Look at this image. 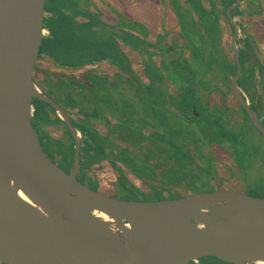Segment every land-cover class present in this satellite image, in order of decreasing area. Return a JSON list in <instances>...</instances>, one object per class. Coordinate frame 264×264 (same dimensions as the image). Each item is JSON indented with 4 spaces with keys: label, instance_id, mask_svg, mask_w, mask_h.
Wrapping results in <instances>:
<instances>
[{
    "label": "water",
    "instance_id": "95a60500",
    "mask_svg": "<svg viewBox=\"0 0 264 264\" xmlns=\"http://www.w3.org/2000/svg\"><path fill=\"white\" fill-rule=\"evenodd\" d=\"M201 2L203 11L211 13L205 22L212 28L202 30L200 38L208 42L210 37L217 39L224 16L234 31L228 49L236 65L229 85H204L225 86L264 138V127L237 84L241 73L237 39L243 31L231 11L242 7L241 0H234L224 12L220 4L216 5L220 0L207 6ZM44 3L0 0V263L196 264L205 257L228 264L264 263L263 199L214 189L174 199L127 200L77 180L80 133L63 107L33 80L42 41ZM180 23H175L177 31L171 30L170 40L172 44L175 37L180 42L175 40L171 46H176L183 60H193L186 56L194 49L195 38L187 39L190 43L186 45ZM169 55L174 59L175 51ZM145 59L147 63L152 60ZM217 64L214 67L219 70ZM222 78L227 80L224 73ZM170 80L168 89H177L171 87L175 81ZM171 94L176 95V90ZM33 99L50 105L69 131L73 157L68 173L41 148L31 125ZM176 109L186 117L183 109Z\"/></svg>",
    "mask_w": 264,
    "mask_h": 264
},
{
    "label": "rangeland",
    "instance_id": "374dc122",
    "mask_svg": "<svg viewBox=\"0 0 264 264\" xmlns=\"http://www.w3.org/2000/svg\"><path fill=\"white\" fill-rule=\"evenodd\" d=\"M201 1H204V4L207 6L208 0H186L189 7L184 6L182 9L180 8V26L185 44L188 45L190 43L188 40L194 38L198 42V45L195 46L198 58V60L195 59L196 62L189 59L186 61L185 59L183 60L180 56V52L178 51L175 52V58L170 59L169 52L164 49L162 62L157 61V63L152 60V62L147 63L146 60L148 59H145L146 56L143 57L146 62H144V73L146 78H148L147 80L151 82L152 88H143L144 91L141 95L138 94V89H136L135 85H131L127 80L121 81L117 77V79H104V81L100 82V84L95 83L96 85L88 90L83 89L87 95L81 97L79 102L76 101L78 98L75 97L74 104L84 110L90 118H97V120L104 121L105 119H108L107 115H109L112 119H117L118 123L117 125H114L113 130H120L123 132L127 130V134L129 135L126 141L119 142L121 147H126V145L130 148L132 147L130 151L138 158H142L146 154L150 155L148 149L150 151L154 150L152 149V142L156 145L157 149H159V147L165 148L168 156L174 157L176 155L177 157L182 156V158H186L184 161L182 158L181 160L176 159V161L179 163H186L187 166L191 168V171L194 170L200 177L202 176L203 178H206L207 176L208 182L210 183L207 186H194L190 184V187H185L186 194L208 192L214 187L213 180L217 176L215 172H213V168L210 165L212 163V158L208 153L214 145L225 149L224 151L229 153L232 160L231 167L227 168V172L226 169L224 170L223 175L227 173L225 180L223 178L217 179V182L219 183V190L240 192L248 194L249 196H260L264 198V169L262 168V160H264V138L255 130L241 109L240 112L242 122L233 129H229L228 118L224 117L225 115L219 113L218 111L206 109V102L202 101L197 93L203 84H207L204 82V77L207 76V73L213 63H219L217 65L219 66L220 71L225 65L224 57L219 55V46L217 41L214 40L215 38L210 37L209 42L208 40L200 38L202 30L206 32V30L212 28L208 25V22H205L207 20V16H211V13L207 15V12L203 11ZM220 1L221 2H218L216 5L220 4L223 12L234 2V0H223L224 2L222 0ZM244 1L250 3L252 6L256 4L254 0ZM260 1L264 2V0ZM173 2L174 0L168 1L171 6ZM212 2L214 1H209V3ZM219 12H221L220 8ZM191 13L193 14L191 15ZM245 15L246 20L244 22V33L249 35L251 39L250 42L256 47L257 54L261 55L259 56L261 60H264V16L252 17L247 16V14ZM220 20L222 27L226 32V40L228 41L231 36L228 24L222 16ZM123 21L124 18L122 19V22ZM175 27L176 28L171 30L177 31V26L175 25ZM132 28L134 27L132 26ZM137 31L132 29L123 31L121 35H114L111 29L106 30L103 26L98 27L97 32H99V37L100 39H103L104 42L103 46L100 43L99 47L96 48V59L100 61L101 59H104V57H111L115 59L121 57L119 63H121L122 68H125L127 63L123 54L126 55V53L124 49H120V42L123 43L127 41L129 43L127 48L134 50V47L136 46L141 49L147 48L148 44L153 46L151 48H154L156 47V44H160L161 41H164V37L155 36V34L149 37L148 35H145L142 32L138 33ZM175 40H177L178 43L180 42V40L174 37L172 39V44L175 43ZM97 41L99 42V39ZM210 44H213L214 46V49L212 50L213 53L209 50L211 46ZM120 50L122 53L119 52ZM228 56L232 59L230 52L228 53ZM148 58L153 59V56L149 55ZM175 69L180 71L174 73L173 71ZM166 72L169 74L171 73L170 75L172 77L169 79H171L172 82L175 81L171 87H177V91L179 92L178 95H172L167 91L169 88V81L167 79ZM212 75L213 76L206 81L210 83L214 82V84H212L213 86L219 85L221 80L217 79L215 72ZM49 82L52 83L53 81L50 80ZM40 86L43 87V85ZM53 86H56V90L59 93L58 96H60L58 97L59 99H61V96L64 95L68 96V99L70 98L69 92H66L67 90L62 82L60 84L56 83ZM42 89L46 91V88L43 87ZM221 92L222 91L218 89L216 92L211 94V96H209V101L212 103H218L220 100L224 103L232 101L228 98V96H223ZM168 94L169 96H167ZM87 98L88 100L86 101ZM147 100H152L153 104H149ZM158 103L161 105L159 106ZM177 106L183 109L185 114L190 112V114H192L190 116H194V119L192 120L190 117L189 119H185V117H180L181 115H175L172 109H176ZM190 106L195 108V110L192 108L189 109ZM46 109L49 108L45 103L37 100L33 101L34 113L32 115V122L37 129H39L41 125L49 122L45 113ZM196 113L199 117L195 115ZM113 115H115V117H113ZM107 121L110 123L109 119ZM86 129L89 133L88 139H92L94 141V147H96L95 153H97V155L95 154L96 157H91V160L97 161V159L101 158L99 150L100 147H103L102 143L104 142H102L99 137H96L93 131H90L89 125L86 126ZM148 136L152 142L145 143V146H130L131 143L129 141L134 139H143ZM43 138V145L47 150V148L51 146L49 142L50 139L45 133L42 135V139ZM108 144L110 145V142H107V146ZM86 146L88 145H86L83 140L80 147V180L89 188L99 192H105L110 196L120 199L152 201L155 199L158 200V198L161 199L171 197L159 192L153 193L152 195L141 194L138 197L133 191L124 190L120 185V191H117V175L115 171L110 169L107 161L102 163V166L100 167H96L95 169L92 168L93 170L90 169L88 171L90 178H87L88 176L85 173V169L88 167L90 161H84L82 158V155L87 153L88 149ZM54 147L60 153L64 152V155L68 154L71 157L73 148L71 145L63 148L61 144L56 142L54 143ZM189 147L190 149L197 151H206L207 155L205 161L207 164V170L206 168H197L193 163H190L192 158ZM117 152L119 155V161L123 162V164L127 166L129 172L138 179L141 178V180H149L150 182L144 183H148L150 186H162L164 183H176L178 178L182 176L177 171L178 169H176V171L171 169L161 173L164 168H167V162L163 164L162 167H156L154 174L146 163L136 159L128 151L123 149L120 150L118 148ZM155 161H157V158L154 156H151L148 159V163L150 164ZM259 161L261 162V165H258ZM66 166V168H68L69 164L66 163ZM181 170L184 171V169ZM182 178H186L185 175H183ZM120 181L122 182V179H120ZM94 182L97 184L98 188ZM138 187L144 191L147 189V187L140 182H138ZM204 261L207 264H222L217 260L209 258Z\"/></svg>",
    "mask_w": 264,
    "mask_h": 264
},
{
    "label": "crops",
    "instance_id": "0c3cea01",
    "mask_svg": "<svg viewBox=\"0 0 264 264\" xmlns=\"http://www.w3.org/2000/svg\"><path fill=\"white\" fill-rule=\"evenodd\" d=\"M168 1L107 0L110 7L116 9L125 17L126 23L123 31L135 29L136 31L138 30V33L142 32L149 37L153 34L164 37V41H161V45H157L156 48L147 47L142 49L144 52L147 50L154 51L159 62L163 61L162 54L164 49L167 52L177 50L176 46L174 48L171 46V29L176 28L175 23L177 21L180 22V8L189 7L186 0H174L172 6L171 4L169 5ZM209 1L218 2L219 0H208V3ZM101 2V0H45L42 41L36 70V77H38L40 85H43L46 90H50L48 83L52 79H56L65 85L66 92H69L70 98L68 99V96L64 95L61 96L60 101L64 107L70 110L71 118L78 124L77 126L82 133L87 136L89 133L86 126L88 125L94 135L97 132L105 133V129H103L97 118L88 117L84 110L74 104L75 97L78 98L76 101L79 102L81 97L87 95L84 90L91 88V81L98 74L96 48L99 47L100 43L103 46L104 40L100 39L99 32H97L100 26L96 17L97 10L104 12L109 21L112 18V15L108 10L104 9ZM98 39L99 42L97 41ZM123 43L120 42L119 47L121 50L124 49L126 53V71L124 72L120 67V57L116 59L104 57L106 62L99 65V68L100 66L105 68L111 74V77L116 75L117 77L125 78L131 85L136 86L138 94L141 95L144 91L143 88H152L151 82L147 80L148 78H146L144 73V55L141 56V52H138L135 47L134 50L128 49L129 43L127 41ZM180 49L182 48L180 47ZM222 50L228 56L223 44ZM228 59H230L229 56ZM147 101L149 104H153L152 100ZM158 104L159 106L161 105L160 103ZM195 115L199 116L198 114ZM113 131V125L111 124L109 133L113 134ZM143 140L152 142L149 136L143 138ZM105 148V152L104 150L101 151V156L105 154L101 159L103 163L109 157L107 155L109 147L105 145ZM131 148L126 145V147L119 149L128 150L129 152ZM152 149H154V146ZM154 150L150 151L148 149L150 155L146 154V158L154 156ZM114 157L119 159L117 151ZM159 163L160 161L157 159L152 167H156ZM126 174L129 176L130 172H126ZM129 178L135 187L138 188L139 181L132 175Z\"/></svg>",
    "mask_w": 264,
    "mask_h": 264
},
{
    "label": "flooded vegetation",
    "instance_id": "af4514ba",
    "mask_svg": "<svg viewBox=\"0 0 264 264\" xmlns=\"http://www.w3.org/2000/svg\"><path fill=\"white\" fill-rule=\"evenodd\" d=\"M101 1H102L101 3L103 5L104 9L109 11V13L112 15L111 16L112 18L109 21L107 16H105L104 12H101V11L97 10L96 17H97L98 23L100 24V26H103V28L106 29V30L111 29L113 31L112 33L114 35H119V34L121 35L123 30H124L125 23H126L125 17L119 11H117L116 9H113L112 7H110V5L107 2V0H101ZM254 1L256 2V4H254L253 6L251 4H249L250 5L249 6L250 11H249V13H247V16H252V17L256 16L254 12H256V10L258 8L261 11L259 13L260 16H264V2L260 1V0H258V1L254 0ZM44 8H45V3H44ZM233 11H231V16L234 18L235 24L239 26V23H240L241 19H243L244 21L246 20V15H245V17L244 16L242 17L240 15H235L233 13ZM123 18H124V21L122 22ZM223 18L227 22V19L224 16H223ZM42 27H43V24H42ZM228 27H229V32H230V34L232 36L234 34L233 28L229 24H228ZM239 28H240V26H239ZM243 33H244V29H243ZM231 36H230V38H231ZM241 37H243L242 33H238L237 42H238V40ZM230 38H229L228 41L226 40V32H225V29H223V27L221 25L218 28V38L215 39V41H217V44L219 46V52H220L219 55H222L224 57V60H229V61L232 62V61H234L233 55L231 54L232 55V59L230 60V59H228V56L225 54V52L222 50V44H223L225 49H226V51H227V54L229 53L228 45H229ZM250 40H249V43H250L251 54H252L251 68H248L247 66H245L246 67V71H245L244 69L242 70V67H241V73H240V76H239V78L237 80V84L243 90V93H244L245 97H247L249 99V101L251 102L250 107L255 111V113L257 114V116H258V118L260 120V123L264 127V60L263 59L261 60V58L259 57L261 55L257 54L256 47L253 45V43L250 42ZM193 43H194V49L189 51L186 57H193V61H195V59H197L195 46L198 45V42H197L196 39H194ZM217 44H214V45H217ZM226 44H227V46H226ZM157 45L158 44H156V46ZM210 45L211 46H210L209 50H210V52L213 53L212 50L214 49V46H213V44H210ZM147 47H153V46H150L148 44ZM237 47H238V44H237ZM154 48H156V47H154ZM238 51H239V48H238ZM119 52L122 53L121 50ZM145 53H146V55H145L146 58H148L149 54H151V56H153L152 60L157 62V54H155L154 51L152 52V51H148L147 50ZM39 55H40V51H39ZM140 55L142 56V54H140ZM239 55H240V53H239ZM123 56L125 57L124 54H123ZM120 59H121V57H120ZM38 60H39V57H38ZM38 60H37V63H38ZM152 60H151V62H152ZM104 62H106L105 59H101L100 61L99 60L96 61V63H98V66H97L98 74L91 81V85H92L91 88L94 87V85H96L97 83L100 84V82H103L104 79H114V78L117 79L116 75H113V77H111V74L105 68H103L101 66L99 68V65H101ZM37 63H36L34 74H33V80H34L35 84L39 87V89L41 91H43L45 94H47L49 97H51V99H53L58 105L63 107V109L67 112V114L69 116L70 122L79 131L80 136H81V142H82L83 140H85V138H86L85 136L86 135L83 134L82 131L78 128V126H77L78 124L75 122V120L71 118L70 110L62 105L60 99L58 98V92L56 90V86H53L56 83L60 84V82H58V80H56V79H52L51 81H53V82L52 83L51 82L48 83L49 87H50V90L44 91L41 88V86H40L39 79H37V77H36ZM126 66H127V64H126ZM240 66H241V64H240ZM120 67L122 68L121 63H120ZM126 68L127 67L122 68L124 72L126 71L125 70ZM225 68L222 69L221 71L220 70H216L215 67H214V63H213V65L209 69V75L204 77V82H207L206 80L211 78L213 76L212 74L215 72L217 79L221 80L220 84L221 83H225V84L229 85L230 73H229L228 69H225ZM179 71L180 70H178V69L176 70L175 69L173 72L177 73ZM222 73H224L225 76H227V80H223ZM235 73H236V71H235ZM235 73H233V75ZM170 74L167 72V79L168 80H169V78L172 77ZM118 78L121 81H125L126 80L125 78H123L121 76L120 77L118 76ZM218 89H220L222 91L221 94L223 96H228V98L231 99L233 101V103H232V101L229 102V103H227V102L224 103L222 100H220L218 103L217 102L216 103L215 102L214 103L210 102L209 101V99H210L209 96H211V94L216 92ZM173 90H176V93H177L176 95L179 94V92L177 91L178 89H176V88H174L172 90L168 89V91L170 93H173ZM198 96H199V98L202 101L206 102V109L211 110V111H214V110L218 111L219 113L224 114L225 115L224 117L228 118L229 125L228 124L227 125H228L229 129H233L234 127H236L237 125H239L242 122L240 109L244 113L245 117L248 119L247 115L242 110L241 106L236 101L235 97L230 93V91L225 86L212 87V86H207V85L203 84L200 87L199 91H198ZM33 101H34V99H33ZM208 105H210V106H208ZM47 107L49 109H46L45 113L47 115V118L49 119L48 120L49 122L45 123L44 125H41L39 127V129H37L34 126L33 122H32V115H33V110H32L31 125L34 128V130L36 131L38 139H39V143L41 145V148L45 152L47 157L53 163H55L57 166H59L63 171L68 173L70 168H71L72 160L70 161V159H69L70 157H68V154L64 155V152L60 153L54 147V142L57 141L59 144H61V146L63 148H65V147H68L70 145L73 147V140H72V138H71V136L69 134V131L63 125L61 120L56 116L55 112L50 107V105H48ZM191 108L192 107L190 106L189 109H191ZM172 111L175 113V115H180V112L177 109L174 108V109H172ZM106 115H107V113H106ZM190 115H192V114H190V112L185 114V116H186L185 119H189V117H190L193 120L194 116H190ZM107 117L110 120V123H108V121H107L108 119L107 120L105 119L104 121L98 120L101 123L103 129H105V133L104 134L99 133V132L95 133L96 137H99L102 142L106 143V144L102 143L103 147L101 148L100 151L104 150V152H105L106 151L105 145H107V142H110V145L108 144V147H109L108 149L109 150L107 151V155L109 157H108L107 162H108V165H109L110 169H112L113 171L116 172V175H117L116 176L117 191L118 190L120 191L119 183H118V179L119 178L124 179L127 183L132 184L135 187V185L132 183V180L129 178V176H131L132 174L130 173L129 176L126 174V172H129V169L127 168V166H125L123 164V162L119 161V159L114 157L118 147L121 148L119 142L120 141H126L127 137L129 135L127 134V130L124 131V132L120 131V130H114L113 134H110L109 133V128H111V124L114 127V125H117L118 120L117 119H112V117H109V115H107ZM113 117H115V115H113ZM43 133H45L50 139L49 142H50L51 146H49L47 148V150L44 148V145H43V140H44V138L42 139ZM81 142H80V147H81ZM129 142L131 143L130 146H142V145L145 146V143H148L149 141H144L141 138L139 140L134 139V140L129 141ZM152 144H153L154 149H155L154 152H153L154 157L159 159V161H160V163L156 167L157 168L162 167L163 164H165L167 162V168H164L161 173H163V172H165L167 170H171V169H173L174 171H176V169H178L177 171L182 176L185 175L186 178H182V176H181V177L178 178V181L176 183H171V184L170 183H164V184H162V186L161 185L160 186H152V185L150 186L148 183L147 184L144 183V182H150L149 180H147V179L141 180V178L138 179V178H136V177H134L132 175L141 184L143 183V185H145L147 187V189L145 191L140 189L139 187L138 188L136 187L141 192V194L152 195L153 193L159 192V193L165 194L166 196H171V197H168V198L165 197V198H161V199L158 198V200L174 199V198H179V197H183V196L191 194V193H187V194L185 193V187H190L189 186L190 184H192L194 186H198V185L207 186L208 184H210L208 182L207 176H206V178H203L202 176L200 177L198 174L195 173L194 170L191 171V168H189V166H187L186 163H179V162L176 161V159H180L181 160L182 156L181 157H177L176 155L174 157L173 156H168L166 151H165V148H162V147L160 148L159 147V149H157L156 145L153 142H152ZM114 147H116L117 149L114 148ZM92 148L93 147H91V149ZM224 150L225 149L221 148L220 146H214L213 145L211 147V149L209 150V152H208L209 155H211V158H212V163L210 165L213 168V172H215V174L217 176L214 180L212 179L214 181L213 182L214 187L212 188L211 191H208V192H212L214 189L219 190V187H218L219 183L217 182L218 181L217 179L218 178H223L225 180V177L227 176V173L225 175H223L224 170L226 169V172H227V168L231 167V161H232L231 157H230L229 153H226V151H224ZM126 151H128V150H126ZM189 151H191V158H192L190 163H193L195 165V167H197V168L201 167V168H206V170H207V164H206V161H205V158H206V155H207L206 151H197V150L190 149V147H189ZM129 153L133 157H135L136 159L140 160L141 162L146 163L151 168L153 173L155 174V168L156 167L153 168L152 167L153 163H151V164L148 163V159L149 158H146V156L142 157V158H138L137 156H134V154L131 153L130 149H129ZM100 154H101V152H100ZM83 159L85 160L84 157H83ZM182 159L184 161L186 158H182ZM262 162H263L262 163V168L264 169V160H262ZM66 163L69 164L68 168H66L67 167ZM102 163H103V160H100V161H98L96 163H93L92 165L88 166L85 169V171H86L85 173L88 176L87 178H90L89 175H88V171L90 169L93 170L92 168L95 169L96 167L102 166ZM258 165H261L260 161H259ZM125 169H127V170H125ZM181 169H184V171H182ZM263 174H264V172H263ZM80 176H81V171L79 169V172L77 173L76 178H77V180L79 182L85 184L84 182H82L80 180ZM95 185L97 186L96 183H95ZM97 188H98V186H97ZM101 193L107 194L105 192H101ZM178 193H181V194H178ZM141 194L135 193V195L138 196V197ZM252 197L260 198V199L264 200V198H262L260 196L259 197L258 196H252ZM127 200H137V199H127ZM0 264H4V263H0ZM196 264H207V263L203 259H198L196 261Z\"/></svg>",
    "mask_w": 264,
    "mask_h": 264
},
{
    "label": "trees",
    "instance_id": "16d2710c",
    "mask_svg": "<svg viewBox=\"0 0 264 264\" xmlns=\"http://www.w3.org/2000/svg\"><path fill=\"white\" fill-rule=\"evenodd\" d=\"M249 4L250 3L242 0L241 1V6L242 7H240V9L239 8H236L233 11V13L235 15H242V14L249 13V11H250V9H249V6L250 5ZM260 12L261 11L258 8L256 10V12H254V13H255L256 16H260V14H259ZM244 22L245 21L243 19H241L240 20V23H239V26H240V28H241L242 31L245 28ZM242 36L243 37H241L238 40L237 44H238L239 53H240V55H239V61H240L242 70L244 69L246 71V67L245 66H247L248 68H251V64H252V62H251L252 54H251V47H250V43H249L250 37L246 33H243V32H242ZM224 61H225L224 68L226 67L225 69H228V71H229V73L231 75L233 73H235V71H236V65H235L234 61H232V62L229 61V60H224ZM34 100L41 101V100H38V99H34ZM41 102H43V101H41ZM43 103H45V102H43ZM45 104L48 106L47 103H45ZM32 107H33V102H32ZM33 113H34V111H33ZM85 137L86 138H85L84 142L86 143V145H88V146H86L88 150H87V153H85L87 155H85V154L82 155V158L83 157L85 158L84 161H88L89 160L90 163L88 164V166H90L93 163H96V162L100 161L104 157V155H102L101 158L97 159V161L91 160V157H96L95 154L97 155V153H95L96 147H94V143H93L94 141L92 139H88V136H85ZM56 142H54V143H56ZM91 147H93V148L91 149ZM101 148L102 147H100V150H101ZM68 157H70V156L68 155ZM72 157H73V148H72V155L70 157V161L72 160ZM120 179H122V178H119L118 179V183L122 187V189L129 190V191H133L134 193H137V194H141V192L136 187H134L132 184L127 183L124 179H122V182H121ZM207 258L214 259V260L219 261L218 259H215L213 257H205V258H201V259L205 260ZM219 262L222 263L221 261H219ZM222 264H228V263H222Z\"/></svg>",
    "mask_w": 264,
    "mask_h": 264
},
{
    "label": "bare ground",
    "instance_id": "6f19581e",
    "mask_svg": "<svg viewBox=\"0 0 264 264\" xmlns=\"http://www.w3.org/2000/svg\"><path fill=\"white\" fill-rule=\"evenodd\" d=\"M259 264H264V263H259Z\"/></svg>",
    "mask_w": 264,
    "mask_h": 264
}]
</instances>
